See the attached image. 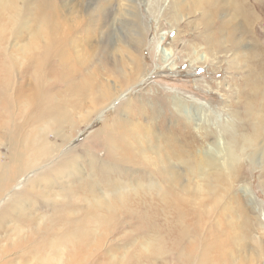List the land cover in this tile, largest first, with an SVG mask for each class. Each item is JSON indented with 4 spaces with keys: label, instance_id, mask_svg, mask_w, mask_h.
<instances>
[{
    "label": "rangeland",
    "instance_id": "1",
    "mask_svg": "<svg viewBox=\"0 0 264 264\" xmlns=\"http://www.w3.org/2000/svg\"><path fill=\"white\" fill-rule=\"evenodd\" d=\"M193 3L0 9V264H264V0Z\"/></svg>",
    "mask_w": 264,
    "mask_h": 264
},
{
    "label": "bare ground",
    "instance_id": "2",
    "mask_svg": "<svg viewBox=\"0 0 264 264\" xmlns=\"http://www.w3.org/2000/svg\"><path fill=\"white\" fill-rule=\"evenodd\" d=\"M192 1V6L193 7H196L195 5H194V3H193V0H191ZM208 2V1H207ZM232 2V1H231ZM5 6H7V0H3V1H0V9H2V8H4ZM197 8H201L200 6H198L197 5ZM201 10H204V8H201ZM52 34H56V32H51ZM50 42V41H49ZM46 45H48V44H46ZM50 45V44H49ZM48 45V46H49ZM47 47V46H46ZM264 67V66H263ZM263 72H264V68H262V67H260V69H259V75H258V78H260L261 76H262V74H263ZM256 74V73H255ZM257 78V79H258ZM257 82H258V84H257ZM256 82V80L254 81V79H253V82L250 80V89H251V91H258L259 89H261V87H260V81L258 80ZM256 91V92H257ZM250 96V95H249ZM252 96V95H251ZM250 96V97H251ZM257 100L258 99H256V102H257ZM29 171V170H28ZM41 173V172H40ZM16 175V174H15ZM128 191V190H127ZM127 191H123L122 193L123 194H127ZM121 194V193H120ZM162 200V202H164L165 204H166V212H171V213H176V215L179 217V216H181L182 215V213H184V209L181 207V208H179V207H175V206H173L172 205V202L168 199V198H162L161 199ZM210 241V240H209ZM203 249L205 250V253L203 254V262L206 260V261H208L209 260V257L207 256V253H206V249L208 250V251H210V250H213L214 249V246H212L210 243H204V247H203ZM203 262L202 263H200V264H203Z\"/></svg>",
    "mask_w": 264,
    "mask_h": 264
}]
</instances>
